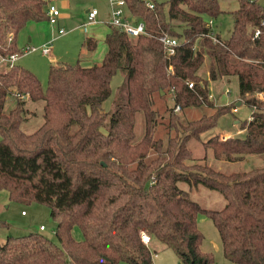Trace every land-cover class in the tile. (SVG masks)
<instances>
[{
    "label": "trees",
    "instance_id": "trees-1",
    "mask_svg": "<svg viewBox=\"0 0 264 264\" xmlns=\"http://www.w3.org/2000/svg\"><path fill=\"white\" fill-rule=\"evenodd\" d=\"M123 1L148 36L129 38L108 28L97 65H49L44 89L26 70L13 66L0 72V191L14 202L45 206L56 240L39 233L8 236L0 245V264H152L151 241L170 250L177 264H214L211 254L200 251L198 215L215 228L225 261L264 264V167L223 174L205 163L188 164L189 142L199 141L225 114L219 108L194 121L173 114L175 106L213 107L207 81L235 77L237 99L250 111L249 120L238 125L242 136L220 140L217 134L201 147L228 163L264 153V7L236 0L227 39L217 37L219 43L212 44L201 35L204 18L220 14L216 0ZM44 19L43 0H0V55L19 54L17 33ZM171 22L181 25L179 32ZM161 34L180 42L170 59L155 39ZM94 47L91 39L84 41L87 52ZM205 61L207 79L201 80L197 71ZM117 72L123 83L105 113L102 104ZM167 93L171 107L164 108L163 125L154 103ZM8 97L13 107L4 111ZM23 98L43 103L42 123L30 134L19 128ZM137 117L140 136L134 130ZM178 183L215 191L225 204L203 209ZM73 227L80 241L72 238ZM141 233L149 238L147 246Z\"/></svg>",
    "mask_w": 264,
    "mask_h": 264
},
{
    "label": "rangeland",
    "instance_id": "rangeland-1",
    "mask_svg": "<svg viewBox=\"0 0 264 264\" xmlns=\"http://www.w3.org/2000/svg\"><path fill=\"white\" fill-rule=\"evenodd\" d=\"M46 7L54 5L58 11V16L54 24H49L47 19L35 23L26 24L16 35L14 43L15 48L20 52L14 63L15 67L30 72L39 81L42 89L45 88L47 82V73L49 65L65 64L74 65L81 64L79 55L85 54L87 51L83 48L84 39L91 34L92 29H98L100 25L88 27V34L80 31L79 26L85 23V13L92 9L97 11L96 21H105L108 19L107 0H43ZM155 3H166L168 0H145ZM220 14L217 18L212 19V29L219 34L220 38L228 37L232 29V18L230 13L237 9L236 0H216ZM264 7V0H254ZM231 11V12H230ZM207 18H204V21ZM170 26L173 30L179 32L181 26L177 22H171ZM98 27V28H97ZM101 27V26H100ZM103 27V26H102ZM97 46L96 52L91 59L86 61L88 66L97 65L104 53V46ZM48 49V54L41 55L40 50ZM91 56V55H90ZM84 58V57H83ZM99 59V60H98ZM206 61L197 71V76L201 80L207 79ZM4 71V65L0 64V72ZM123 83V73L117 72L111 79L110 96L102 104L105 113H109L112 109V101L116 91ZM208 96L213 107H188L173 114L178 115L180 121H194L201 116H209L214 110L221 108L222 115L217 118L214 127L201 134L199 141L189 142L188 148L191 151V161L188 164L205 163L212 169L223 174L245 172L250 169L264 167V153L262 155L247 156L242 161L228 163L218 161L212 157L211 151H204L201 144L210 137L217 135L220 140L229 137H240L242 131L238 125L249 120L250 111L237 99V83L235 77L220 78L215 81H207ZM227 92V93H225ZM170 93H167L162 101H155L154 108L159 111L162 116L161 122L166 124L168 114L164 108L171 107ZM24 105V120L20 124V130L25 134L34 132L42 123V105L43 103L30 102L26 98ZM239 103V106H236ZM13 107L12 97H8L4 104L3 110L7 111ZM226 110V111H225ZM227 112V113H225ZM160 122V121H158ZM141 118L137 117L135 121V134H141ZM158 135L162 136L164 131L162 127H158ZM103 132V130H101ZM205 157V159H203ZM177 187L186 192L189 199L195 202L203 209L220 210L225 202L222 197L215 191H210L201 185L188 186L184 183H178ZM23 214H20V213ZM0 245L6 237H20L29 233H39L56 244L53 234L54 222L50 217L49 210L40 204L35 203H17L9 200L8 193L5 190L0 191ZM42 226L44 231H38ZM196 226L202 234L203 240L200 245V251L212 255L213 260L218 264H230L225 261L221 255L220 243L217 232L212 226L210 220L203 215L196 218ZM72 238L75 241L81 240V234L76 227L71 230ZM153 244L156 246H153ZM159 243L153 241L149 245V250L157 252L158 257L153 259L154 264H177L173 253L161 245V250L157 248ZM164 250V251H163ZM153 257V256H152ZM126 264V263H120Z\"/></svg>",
    "mask_w": 264,
    "mask_h": 264
},
{
    "label": "built area",
    "instance_id": "built-area-1",
    "mask_svg": "<svg viewBox=\"0 0 264 264\" xmlns=\"http://www.w3.org/2000/svg\"><path fill=\"white\" fill-rule=\"evenodd\" d=\"M248 2H252L254 0H247ZM108 6V19L105 21H96L97 11L92 9L85 13V23L80 25V31L83 33H87V28L90 26H94L97 24L104 25L107 28L115 29L119 33H123L129 38H134L137 36H148L144 29V25L140 21H135L131 15H129L124 6L123 0H107ZM147 7L150 9L152 8V4L148 3ZM58 16V11L54 5H49L46 7V18L49 24H54L55 19ZM204 28L206 32L201 35V37L209 40L212 44L219 43V39L217 38L216 34L213 32L212 29V19L207 18L204 22ZM259 35L258 30H254L252 37L256 38ZM12 36L8 35L6 38V43L9 44L11 42ZM156 41L160 44L162 52L166 59H170L174 56L175 50L179 47L180 42L177 41L175 38L168 36L167 34H161L155 37ZM41 55H47L48 49L40 50ZM19 54H9L7 56L0 55V64L4 65V71L7 72L13 68L14 62L17 60ZM168 70H171L169 67ZM188 89L192 88L191 83L186 84ZM227 93V92H225ZM256 98H262L261 94L254 95ZM174 112L179 111V107L175 106L173 109ZM38 231H44V228L40 226ZM140 240L143 245H148L149 238L147 235L141 233Z\"/></svg>",
    "mask_w": 264,
    "mask_h": 264
},
{
    "label": "crops",
    "instance_id": "crops-1",
    "mask_svg": "<svg viewBox=\"0 0 264 264\" xmlns=\"http://www.w3.org/2000/svg\"><path fill=\"white\" fill-rule=\"evenodd\" d=\"M231 12V11H230ZM98 25H100V24H97V26ZM94 26H96V25H94ZM101 26V27H100ZM99 26V28L98 29H92V31L90 32L91 34H89V35H87V37L84 39V41L86 40V39H91L94 43H95V47H94V49L91 51V52H86V53H88L87 55H85V54H82V55H79V57H80V60H81V64H80V66L81 67H83V68H88V67H91V66H88V65H84V64H86V61H88V60H90L91 59V57H92V55L96 52V50H97V46L99 45V48L100 47H102V46H100V45H103V38H104V36H105V34L108 32V28L106 27V26H104V25H100ZM103 26V27H102ZM90 27H92V26H90ZM213 32L216 34V36L220 39V40H223L222 38H220V36H219V34H217L216 33V31L215 30H213ZM86 34H88V30H87V33ZM225 39H227V37L225 38ZM224 39V40H225ZM104 46V45H103ZM91 55V56H90ZM42 56H44V55H42ZM84 57V58H83ZM99 60V59H98ZM16 62V61H15ZM14 62V63H15ZM79 64V63H78ZM20 214H23L22 212L20 213ZM151 243H153V241H151ZM153 246H155L154 244H153ZM156 247V246H155ZM157 248H159L160 250H161V245L159 244V246H157ZM164 251V250H163ZM154 253H153V257H151V263L152 264H154L153 263V259H156L157 257H158V255H157V252L156 251H153ZM214 264H218V263H216L215 261H214Z\"/></svg>",
    "mask_w": 264,
    "mask_h": 264
},
{
    "label": "water",
    "instance_id": "water-1",
    "mask_svg": "<svg viewBox=\"0 0 264 264\" xmlns=\"http://www.w3.org/2000/svg\"><path fill=\"white\" fill-rule=\"evenodd\" d=\"M236 106H239V103H236Z\"/></svg>",
    "mask_w": 264,
    "mask_h": 264
}]
</instances>
